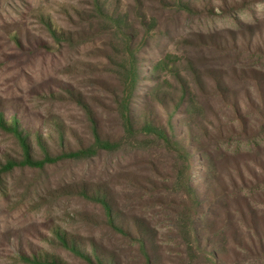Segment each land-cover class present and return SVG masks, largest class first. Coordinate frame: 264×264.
Here are the masks:
<instances>
[{
	"label": "rangeland",
	"instance_id": "rangeland-1",
	"mask_svg": "<svg viewBox=\"0 0 264 264\" xmlns=\"http://www.w3.org/2000/svg\"><path fill=\"white\" fill-rule=\"evenodd\" d=\"M110 1L129 14L139 47L126 44L129 38L97 12L94 0H0V121L16 118L52 146L49 134L57 144L61 135L73 150L80 143L94 145L96 127L117 138L122 135L118 116L126 113V107L115 103L119 91L124 89L122 96L138 103L137 94L143 97L154 85L149 77L153 65L174 55L172 67L198 91L203 117L209 119L205 124L212 133L201 143L209 166L230 189L238 185L239 195L253 200L264 216V185L238 188L264 175V128L251 102L257 97L256 81L264 86V0H183L199 10L193 14L178 10L175 0ZM126 75L138 91L122 86ZM174 75L164 71L162 81L179 85ZM223 75L230 78L243 118L255 131L250 138L233 131L245 124L233 105L226 106L229 113L216 102L214 80ZM200 82L209 87L201 88ZM174 115L183 117L178 111ZM40 145L33 147L43 152ZM21 147L0 122V264H30L23 255L48 253L81 264L57 244L54 232L104 236L98 222L101 210L83 193L96 184L120 193L127 211L150 219L163 243L174 245L165 209L154 203L152 193L135 190L127 181L131 172L143 171L140 162L146 157L160 163L157 178L163 180L169 160L164 150L98 155L93 149L89 156L64 155L56 162L43 161L40 153V163L31 166ZM200 168L197 161L194 179Z\"/></svg>",
	"mask_w": 264,
	"mask_h": 264
},
{
	"label": "trees",
	"instance_id": "trees-1",
	"mask_svg": "<svg viewBox=\"0 0 264 264\" xmlns=\"http://www.w3.org/2000/svg\"><path fill=\"white\" fill-rule=\"evenodd\" d=\"M94 4L97 12L114 22L117 32L129 38L125 40L127 45L139 47V37L129 22V14H122L110 0H94ZM175 6L191 14L199 11L192 2L183 0H175ZM52 30L60 35L56 29ZM60 36L65 37L63 34ZM65 38L73 40L71 36ZM174 58L169 54L163 62L153 65L149 77L154 85L144 90L143 97L137 94L141 99L138 103H133L126 96L124 98V89L119 91L115 103L126 107V113L118 116L117 123L122 135L119 134L117 138H109L101 127H96L94 145L86 147L80 143L73 150L70 144L65 146L61 135L57 144L49 134L52 146L43 135L23 128L16 118L11 123L5 122L3 117L0 121L19 139L25 152V162L31 166L40 163V153L43 161L56 162L64 155L71 158L89 156L88 152L93 149H98V155H102L103 151L115 154L132 149L149 153L153 149H161L166 152L169 160L167 169L162 172L165 174L163 180L157 178L161 174L160 163L146 157L140 162L143 171L138 174L131 172L127 181L135 190L152 193L154 203L165 209L174 245L163 243L150 219L127 211L120 193L96 184L95 188H84L83 193L101 210L102 218L98 222L99 227L105 230L104 236L83 237L60 229L54 232L57 244L81 264H264V216L253 207V200L241 193L239 195L236 189L238 185L234 190L230 189L225 179L217 176L209 166V156L201 147L204 138L212 133L205 124L209 119L203 117L205 108L198 91L172 67ZM164 71L175 74L180 80L179 85L172 84L168 79L162 81L161 73ZM228 80L230 78L224 75L214 80L216 102L226 109V106L233 105V112L245 122L239 131H233L250 138L255 131L249 121L244 120L240 99L237 93L232 92V84ZM121 84L136 91L140 88L133 81L130 83L127 75L121 79ZM200 85L203 89L209 87L208 83L200 82ZM254 86L257 97H251V102L255 107L254 112L261 117L259 123L263 129L264 86L258 81ZM132 104H135V110ZM139 104L143 105L142 108L138 107ZM176 111L183 115L181 119H175ZM215 130L219 132L217 135L223 134L221 129ZM34 143L41 144L43 152L36 150ZM197 161L201 168L198 169V178L194 179ZM254 185H264V175L256 176L255 183L245 181L238 188L250 189ZM131 252L136 261L132 259ZM23 256L24 261L30 264H70L49 253L32 258Z\"/></svg>",
	"mask_w": 264,
	"mask_h": 264
}]
</instances>
